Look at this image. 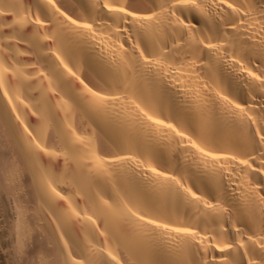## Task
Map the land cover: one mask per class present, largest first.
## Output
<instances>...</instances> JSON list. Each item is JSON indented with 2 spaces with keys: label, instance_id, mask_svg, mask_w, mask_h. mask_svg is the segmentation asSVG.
Returning a JSON list of instances; mask_svg holds the SVG:
<instances>
[{
  "label": "bare ground",
  "instance_id": "6f19581e",
  "mask_svg": "<svg viewBox=\"0 0 264 264\" xmlns=\"http://www.w3.org/2000/svg\"><path fill=\"white\" fill-rule=\"evenodd\" d=\"M0 139V264H264V0H0Z\"/></svg>",
  "mask_w": 264,
  "mask_h": 264
},
{
  "label": "rangeland",
  "instance_id": "374dc122",
  "mask_svg": "<svg viewBox=\"0 0 264 264\" xmlns=\"http://www.w3.org/2000/svg\"><path fill=\"white\" fill-rule=\"evenodd\" d=\"M11 160H13V158L11 156L10 148L8 149L7 143H4V141H2L0 139V190L4 193H7V194L10 193L9 195H11V194H14L15 191L18 190V188H22V190L20 189L21 191H19L20 193L17 192L18 198L21 200V202H23V204L26 203L25 207L27 205V208H30L33 205L34 200H33L32 190L30 189V187L27 183V182H29V180L27 179V177H26L27 175L24 172H22L23 175L21 176L20 171L23 170L21 168V166H18L19 168L15 167L14 165H16V164H14V163H16V162L11 161ZM12 163H13V165H12ZM12 167H15V170H14V168L12 169ZM9 170L10 171H13V170L19 171L18 173L16 171V173L19 175V177L17 175L16 176L17 180L15 179L16 180L15 181L13 179L12 184L10 183V181H7V179H6V174L9 172ZM24 174L26 176H24ZM20 176H21V178H20ZM7 182H9V183H7ZM14 182H16V184H14ZM27 208L25 210H28ZM28 216L30 217L29 219H32V224L34 225L35 222H33V217H31L30 214H28ZM29 219H27V221H29ZM30 221H29V223L28 222L27 223L30 224V226H31L32 224ZM33 225H32V229H34ZM38 227L36 226L37 229L40 228V227L39 228ZM36 228L34 230L31 229V238H30V236L28 237V239H30V240L27 241L28 242L27 248L24 251L25 252L24 256L26 255V259H27V260H25L26 261L25 264H27L28 261H29V263H32L33 262L32 260H35L37 258V257L35 258V256H38V254L40 253L39 251L41 250V241H39L40 240V234L38 233L39 231H37ZM32 240L38 241L37 243H39V245L36 243L37 245L35 244L36 246H34V244H32L33 243ZM24 259L25 258L23 257V260ZM23 260H22V264H24L23 262H25Z\"/></svg>",
  "mask_w": 264,
  "mask_h": 264
}]
</instances>
